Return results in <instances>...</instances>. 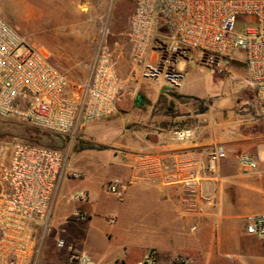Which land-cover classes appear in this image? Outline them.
Here are the masks:
<instances>
[{
	"label": "crops",
	"instance_id": "0c3cea01",
	"mask_svg": "<svg viewBox=\"0 0 264 264\" xmlns=\"http://www.w3.org/2000/svg\"><path fill=\"white\" fill-rule=\"evenodd\" d=\"M114 56L125 88L114 115L96 127L116 150L76 160L72 169L81 182L73 189L62 183L50 227L44 236L34 232L37 264H76L58 240L89 255L93 264H139L151 251L162 261L181 255L189 264H264V240L246 232L247 219L264 214V114L251 101L245 67L216 73L222 81L240 83L238 95L231 93L227 103H202L192 87V64L200 65L179 64L185 80L178 91L141 78L133 87L126 72L128 66L133 72L130 54L127 64ZM217 145L227 153L218 180L187 187L188 174L205 173L208 153ZM242 153L260 156L257 171L239 168ZM112 180L124 182L121 198L107 191ZM76 189L86 201L70 198Z\"/></svg>",
	"mask_w": 264,
	"mask_h": 264
},
{
	"label": "built area",
	"instance_id": "2783aa9c",
	"mask_svg": "<svg viewBox=\"0 0 264 264\" xmlns=\"http://www.w3.org/2000/svg\"><path fill=\"white\" fill-rule=\"evenodd\" d=\"M133 4L126 36L133 65L132 79L161 80L173 91L184 83L179 64L191 61L219 74L235 64L246 69L251 101L264 114V0H122ZM110 25L104 23L89 75L74 81L34 48L0 16V118H17L28 126L70 140L89 123L114 115L125 85L111 49ZM226 150L217 145L208 153L205 173L190 172L187 187L204 186L219 178ZM258 154L242 153L245 174L259 169ZM80 178L70 155L25 142L0 143V264H37L34 232L48 230L60 186ZM125 184L112 180L106 189L119 198ZM86 201L87 195L74 196ZM248 235L264 240V214L249 217ZM76 264H93L64 240ZM189 259H159L149 252L139 264H188ZM121 264V263H117Z\"/></svg>",
	"mask_w": 264,
	"mask_h": 264
},
{
	"label": "rangeland",
	"instance_id": "374dc122",
	"mask_svg": "<svg viewBox=\"0 0 264 264\" xmlns=\"http://www.w3.org/2000/svg\"><path fill=\"white\" fill-rule=\"evenodd\" d=\"M132 12L133 4L122 0H0V16L74 81H83L89 75L104 23L110 25L109 43L118 64H127L130 47L126 32ZM192 66L195 68L192 87L202 103H227L231 93L238 95L243 87L240 83L222 81L211 68ZM126 72L130 76L132 67L128 66ZM137 82L138 79H134L133 87ZM107 118L87 124L72 141L68 136L32 128L17 118H0V143L27 142L37 136V145L67 152L72 167L81 155L116 150L105 144L107 132L96 127ZM92 176L95 180L107 178L104 174ZM81 180L66 179L64 182L73 189ZM70 191L71 199L80 192L79 189ZM175 257L188 259L181 255Z\"/></svg>",
	"mask_w": 264,
	"mask_h": 264
},
{
	"label": "trees",
	"instance_id": "16d2710c",
	"mask_svg": "<svg viewBox=\"0 0 264 264\" xmlns=\"http://www.w3.org/2000/svg\"><path fill=\"white\" fill-rule=\"evenodd\" d=\"M173 96H175L176 98H181V96H178L176 93H173ZM32 138H33V140L27 141L25 143H28L30 145H37L35 142H37L38 137L37 136H32ZM38 146H40V145H38Z\"/></svg>",
	"mask_w": 264,
	"mask_h": 264
}]
</instances>
